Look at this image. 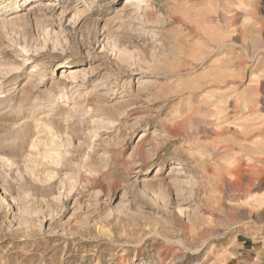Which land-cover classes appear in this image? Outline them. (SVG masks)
<instances>
[{"label": "rangeland", "instance_id": "rangeland-1", "mask_svg": "<svg viewBox=\"0 0 264 264\" xmlns=\"http://www.w3.org/2000/svg\"><path fill=\"white\" fill-rule=\"evenodd\" d=\"M7 2L0 264H264V0Z\"/></svg>", "mask_w": 264, "mask_h": 264}, {"label": "bare ground", "instance_id": "bare-ground-1", "mask_svg": "<svg viewBox=\"0 0 264 264\" xmlns=\"http://www.w3.org/2000/svg\"><path fill=\"white\" fill-rule=\"evenodd\" d=\"M7 1L8 0H0V5H3V6L8 5V2ZM131 1H133V0H129V2H131ZM137 1H141V0H137ZM135 3H137V2H135ZM132 4H134V3H132ZM63 66H67V62H65V61L60 62V67H63ZM210 79H211V81H209V82L216 81L217 80V75H212L210 77ZM247 97L248 96L244 95V102H245V106L246 107H249V105H248V103H249V97L248 98ZM4 106H5V102L3 100H0V108H2ZM229 174L231 176H233L234 178L237 179V182L234 183V185H235L234 188H237V190H239V191H243L244 193L247 194V192L250 191L252 189V187L254 186L253 173L247 172V170L242 169V167H239V168H236V169L231 170L229 172ZM224 178L227 179V181L230 179L229 176H227V177L224 176ZM246 198L248 200L247 202L250 201V203H252V200H250L251 194L248 195ZM261 202L263 203L264 202V199L261 200Z\"/></svg>", "mask_w": 264, "mask_h": 264}]
</instances>
